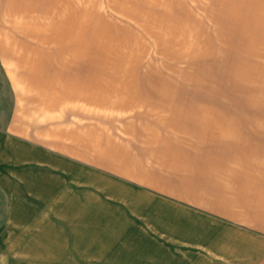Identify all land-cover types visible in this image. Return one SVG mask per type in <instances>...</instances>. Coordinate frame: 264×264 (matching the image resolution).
Listing matches in <instances>:
<instances>
[{"label":"crops","instance_id":"0c3cea01","mask_svg":"<svg viewBox=\"0 0 264 264\" xmlns=\"http://www.w3.org/2000/svg\"><path fill=\"white\" fill-rule=\"evenodd\" d=\"M69 1L89 12V0ZM207 1L204 13L217 12L218 0ZM252 1L240 11L264 23V0ZM178 2L130 0L122 5L133 12L114 13L199 52L209 29ZM262 46L243 76L257 77L264 94ZM0 55L26 103L0 97V264L41 253L48 264L57 254L68 263L76 255V264H264V121H125L123 138L73 128L32 111L34 97L50 94L26 87L21 57ZM34 259L28 264L46 262Z\"/></svg>","mask_w":264,"mask_h":264},{"label":"rangeland","instance_id":"374dc122","mask_svg":"<svg viewBox=\"0 0 264 264\" xmlns=\"http://www.w3.org/2000/svg\"><path fill=\"white\" fill-rule=\"evenodd\" d=\"M4 1L3 4L0 0V27L5 33L8 32L4 23L7 24L11 18L20 16L24 22L27 19V23H36L40 27L41 18L51 14L41 5L46 0H40V7L35 10L33 6L37 5L36 0ZM128 1L89 0V20L81 31H76L77 18L73 16L77 14L61 13L59 18L56 16L47 24L58 31L59 37L68 40L67 45H58V41L63 42L58 39L56 43L44 41L41 45L32 46L35 50L40 49L35 51V66L47 64L49 60L52 64H58L54 62L58 60V53L81 55L82 58L76 59L77 62L74 60L73 65L82 69L93 89L104 91V98L114 106L101 108L87 105L71 110L68 106L54 109L30 102L32 111L37 112L41 107L40 112H51L50 121L53 123L68 121L73 128L104 127L106 133L118 138L124 137L121 128L125 121H233L234 124H239V121H264V101H257L264 94L259 92L257 77L243 76L244 69L255 70V51L263 48L264 44V23L257 24L251 14L240 11L242 7L246 9L247 4L256 6V2L218 0L215 5L217 12L212 14L204 13L209 3L207 0L178 2V6L185 4L199 10L201 13L196 16L200 17L201 28L207 25L209 29L202 31L209 39L202 42L199 52L193 53L188 52L189 48L185 46L166 45L162 31L144 29L142 26L145 23L140 24L125 15V12L134 11L130 5L123 7L122 3L126 5ZM116 9L124 13H114ZM145 9L141 7L140 13ZM180 16L183 18L184 14ZM247 23L252 29L241 32L239 28ZM258 25L261 28H257ZM5 33L0 30V54L10 49L20 52L18 50L23 46L15 42L11 47L6 45ZM217 36L222 38L218 39ZM29 43L33 44L26 41L29 47ZM244 59H250L249 67H244ZM78 60H82L85 66H78ZM14 73L12 64L0 55V97H5L11 107L23 101L21 95L25 94L14 87ZM166 108L165 114L159 112V109ZM199 109L203 112L200 113ZM175 113L180 116H174ZM54 117L58 121H54ZM36 257L46 261L45 264L50 260L48 253L9 254L8 262L28 264ZM55 257L56 264H76V255H73L74 262L70 263L65 254Z\"/></svg>","mask_w":264,"mask_h":264},{"label":"bare ground","instance_id":"6f19581e","mask_svg":"<svg viewBox=\"0 0 264 264\" xmlns=\"http://www.w3.org/2000/svg\"><path fill=\"white\" fill-rule=\"evenodd\" d=\"M41 5H44L43 9L49 10L51 14L41 18L42 21L40 22V27L36 23H27V19L24 22L23 18L18 16L19 19L11 18L9 19L10 21H7V24L4 23L5 29L8 33H5L2 27L0 28V30H3V33H5V43L8 47H11V44L14 42L18 46H23L21 50H18L20 51L18 53L14 49H10V51L3 50L2 52L3 56L10 55L9 57L17 53L16 55L23 59L24 70L22 73L25 76L24 80L26 81V87L30 88L33 86L35 89H37V91L49 93L51 95H45L44 97L38 98V100L34 97L31 101H34L43 107L54 109H57V107L67 106L70 107L71 110L76 107L82 109L83 106L87 105H93L95 107L101 108L113 107V103L104 98V91L93 89L91 86L92 83L89 84L88 79L83 74V70L73 65L72 62H74V60L76 61V59H81V55L79 56L73 53H58L56 57L58 60L54 61L56 63L58 62V64H52L50 62L51 60H49L47 64L42 63L35 66V61L33 58L34 55L37 54L36 52L40 49L38 48L35 50L34 47H32L34 44L41 45V43L44 41H55L56 43L58 39H60L63 42L58 41V45H67L66 41L68 40H64L63 38L59 37L58 31L47 24L50 20H53L56 18V16L59 18V14L61 13H75L77 15L73 17L77 18V22L75 24L78 25V29L76 31H81V27H86V23L89 20L88 15L90 13L82 11V8L79 5L77 7L69 0H46L42 2ZM15 15L17 16L19 14ZM70 38L72 39L71 35ZM37 39H39V41ZM26 41H30L33 44L30 45L29 43V47L26 44ZM78 62H80L78 66L83 67L82 65H84V62L82 60H78ZM38 75L40 78H38ZM30 89L33 90L32 88ZM166 110L167 108L161 110L159 109V112H164L165 114ZM199 112L201 113L203 111L199 109ZM174 116L178 117L180 115L175 113Z\"/></svg>","mask_w":264,"mask_h":264}]
</instances>
